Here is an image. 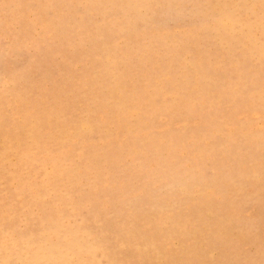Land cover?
I'll list each match as a JSON object with an SVG mask.
<instances>
[{"label":"rangeland","instance_id":"obj_1","mask_svg":"<svg viewBox=\"0 0 264 264\" xmlns=\"http://www.w3.org/2000/svg\"><path fill=\"white\" fill-rule=\"evenodd\" d=\"M259 4L0 0V261L260 260Z\"/></svg>","mask_w":264,"mask_h":264},{"label":"snow or ice","instance_id":"obj_2","mask_svg":"<svg viewBox=\"0 0 264 264\" xmlns=\"http://www.w3.org/2000/svg\"><path fill=\"white\" fill-rule=\"evenodd\" d=\"M5 8L16 7L20 8L23 5H3ZM42 7L55 8L56 5H47ZM127 7L135 8V9H153L160 7H168V8H191L192 5H160V4H151V3H142V4H132L127 5ZM196 7H206L210 10L218 9V8H241V7H250L255 8L256 5H197ZM260 10V30H261V97H262V105H264V0H260L259 4ZM251 22V18H249ZM208 22L210 24H221L225 23V18L221 16H217L214 12H211L208 16ZM142 27V22L139 18L136 19V28L139 30ZM262 117H264V106H262ZM261 181L264 183V153H262L261 157ZM0 216H2V222H0V232H3V240L0 241V248L4 250L16 249V251H20L21 245L31 244L35 248L41 247L37 245L35 240L26 241L23 234L15 230V225L17 224V213L15 207L10 204L8 201H5V206L0 212ZM0 264H66L63 261H55V260H47V259H36V260H7L0 261ZM109 264H125V262L120 261H112ZM127 264H175V262H149V261H129ZM223 264H264V239H262V250H261V259H242V260H231L225 261Z\"/></svg>","mask_w":264,"mask_h":264}]
</instances>
